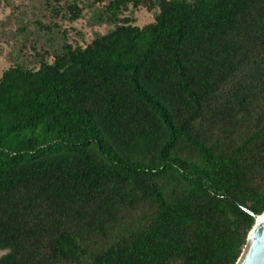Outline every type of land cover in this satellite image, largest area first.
<instances>
[{
  "label": "trees",
  "instance_id": "obj_1",
  "mask_svg": "<svg viewBox=\"0 0 264 264\" xmlns=\"http://www.w3.org/2000/svg\"><path fill=\"white\" fill-rule=\"evenodd\" d=\"M81 4L42 0L0 75V264H235L264 210V0H90L110 28L85 44Z\"/></svg>",
  "mask_w": 264,
  "mask_h": 264
},
{
  "label": "rangeland",
  "instance_id": "obj_2",
  "mask_svg": "<svg viewBox=\"0 0 264 264\" xmlns=\"http://www.w3.org/2000/svg\"><path fill=\"white\" fill-rule=\"evenodd\" d=\"M78 1L84 5L82 16L74 22H61V29H67L68 41L85 44L98 34L107 31L110 25L98 23L93 19L95 9L88 8L87 4L90 0ZM124 15L131 16L134 24L138 26L153 20V13L144 7L129 6ZM21 19L24 21L22 22ZM35 19H41L44 22L50 20L48 12L42 8V0H0V75L17 57L21 58L24 51V60L32 61L29 44L31 39H35ZM20 25L26 26V30L22 33L16 30ZM4 252L0 250V255Z\"/></svg>",
  "mask_w": 264,
  "mask_h": 264
},
{
  "label": "water",
  "instance_id": "obj_3",
  "mask_svg": "<svg viewBox=\"0 0 264 264\" xmlns=\"http://www.w3.org/2000/svg\"><path fill=\"white\" fill-rule=\"evenodd\" d=\"M253 215L254 224L249 230L246 245L235 264H264V210Z\"/></svg>",
  "mask_w": 264,
  "mask_h": 264
}]
</instances>
